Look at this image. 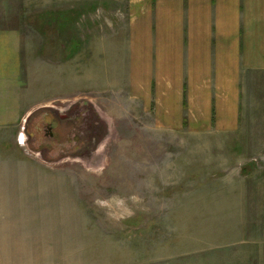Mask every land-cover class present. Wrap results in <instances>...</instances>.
Instances as JSON below:
<instances>
[{
    "label": "rangeland",
    "instance_id": "obj_1",
    "mask_svg": "<svg viewBox=\"0 0 264 264\" xmlns=\"http://www.w3.org/2000/svg\"><path fill=\"white\" fill-rule=\"evenodd\" d=\"M78 8L43 15L42 0H0V21L30 45L32 114L17 143L46 176L30 213L0 216V264H199L214 246L238 264L230 245L264 239L262 85L245 90L237 134L158 128L111 86L96 87L103 53L92 44L113 34L119 12Z\"/></svg>",
    "mask_w": 264,
    "mask_h": 264
},
{
    "label": "crops",
    "instance_id": "obj_2",
    "mask_svg": "<svg viewBox=\"0 0 264 264\" xmlns=\"http://www.w3.org/2000/svg\"><path fill=\"white\" fill-rule=\"evenodd\" d=\"M80 4L88 16L119 12L113 34L92 44L103 53L96 87L105 94L111 86L158 128L237 134L247 87L261 84L264 94V0H42V14L50 7L79 14ZM29 48L17 28L0 21V216L30 213L31 192L40 198L46 177L17 143L20 122L32 114L24 67ZM218 248L200 254L199 264H227ZM226 252L234 263L264 264V239L232 244Z\"/></svg>",
    "mask_w": 264,
    "mask_h": 264
},
{
    "label": "flooded vegetation",
    "instance_id": "obj_3",
    "mask_svg": "<svg viewBox=\"0 0 264 264\" xmlns=\"http://www.w3.org/2000/svg\"><path fill=\"white\" fill-rule=\"evenodd\" d=\"M49 130H50V131L52 130V133H50V134H51V136H53L54 134H53V127H52V123H51V125H50V127H49Z\"/></svg>",
    "mask_w": 264,
    "mask_h": 264
}]
</instances>
